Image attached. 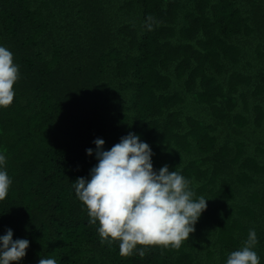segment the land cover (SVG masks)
Here are the masks:
<instances>
[{
	"label": "trees",
	"instance_id": "obj_1",
	"mask_svg": "<svg viewBox=\"0 0 264 264\" xmlns=\"http://www.w3.org/2000/svg\"><path fill=\"white\" fill-rule=\"evenodd\" d=\"M0 45L19 66L0 108L18 264H224L249 229L264 264V0H0ZM128 132L208 199L178 248L121 256L74 194L94 138Z\"/></svg>",
	"mask_w": 264,
	"mask_h": 264
},
{
	"label": "clouds",
	"instance_id": "obj_2",
	"mask_svg": "<svg viewBox=\"0 0 264 264\" xmlns=\"http://www.w3.org/2000/svg\"><path fill=\"white\" fill-rule=\"evenodd\" d=\"M19 66L12 52L0 45V108L9 106L15 96L14 84ZM95 148H86L96 164L88 177L72 182L76 198L85 206L88 223L96 225L101 241H118L121 256L135 251L143 256L148 246L178 248L195 231L194 225L206 209L203 196H196L190 181L167 164L154 170L150 146L128 132L107 150L104 140L94 138ZM6 156L0 151V201L12 183L5 169ZM29 241L13 239L10 228L0 235V264H18ZM255 229H249L241 246L231 251L224 264H260L255 251ZM140 246V247H138ZM37 264H57L52 257L40 256Z\"/></svg>",
	"mask_w": 264,
	"mask_h": 264
}]
</instances>
